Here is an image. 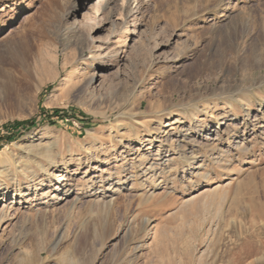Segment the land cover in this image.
<instances>
[{"label": "rangeland", "instance_id": "1", "mask_svg": "<svg viewBox=\"0 0 264 264\" xmlns=\"http://www.w3.org/2000/svg\"><path fill=\"white\" fill-rule=\"evenodd\" d=\"M0 70V264H264V0H0Z\"/></svg>", "mask_w": 264, "mask_h": 264}, {"label": "bare ground", "instance_id": "2", "mask_svg": "<svg viewBox=\"0 0 264 264\" xmlns=\"http://www.w3.org/2000/svg\"><path fill=\"white\" fill-rule=\"evenodd\" d=\"M7 43V42H6ZM9 43V42H8ZM18 45V44H17ZM238 46H240V45H237V44H233L232 46H231V52H233V54L237 57L238 56V53H239V51H240V48L238 47ZM17 47H19V45L17 46ZM219 62V61H218ZM213 66V65H212ZM101 69V67H98V69ZM226 68H227V62H226V60H224V61H222L221 63H220V74L221 73H224L225 72V70H226ZM0 78H4V71H1L0 70ZM95 76H91V78L89 79V81H88V85L89 86H93L95 83ZM40 85V84H39ZM243 88L242 87H240V86H236V88H235V92H237V94H240L241 92H243ZM140 104V103H139ZM129 105V104H128ZM208 105V104H207ZM141 106V105H140ZM127 108V107H126ZM247 116V115H246ZM178 118V117H177ZM180 119H175L174 120V122H178ZM196 121V120H195ZM253 121H255V122H257V121H259V118L257 117V116H253ZM257 123H259V122H257ZM256 123V124H257ZM255 124V123H254ZM258 125V124H257ZM256 125V126H257ZM145 129V128H144ZM157 130V129H156ZM161 130L160 129H158L157 131H156V133H154V135H153V138H151L150 140H148V144H149V146H151L152 144H154V141L153 140H155V139H158V138H160L161 139V137L159 136L160 135V132ZM149 133H150V131H148ZM216 135H217V133H215ZM218 137V136H217ZM139 141H144V138H141ZM48 146V145H47ZM37 147V149H41L40 147H39V145L38 146H36ZM91 147V146H90ZM181 146L180 145H178V148H180ZM52 149V148H51ZM90 150H92V149H90ZM52 151V150H51ZM86 153V152H85ZM91 153V152H90ZM87 154H89V152H87ZM54 154H52L51 152H50V146L48 147V148H45L44 147V153H43V155H42V157L45 159V162H46V164L45 165H43V164H38V169L41 171V174L42 175H44V176H46L47 178H48V180L49 179H51V177H54V175H55V173L57 172V169L59 168L58 166H59V164L60 165H64L65 167H67V164H68V162H66V161H63V159H61L60 158V161L59 160H56V158L53 156ZM143 157V156H142ZM144 158V157H143ZM157 158V157H156ZM171 161V160H170ZM78 159L76 160V165L78 166ZM143 164V163H142ZM140 164H138V166H139ZM134 167V166H133ZM154 167V166H153ZM152 168V166H149V169H151ZM134 169V168H133ZM146 171V170H145ZM147 172V171H146ZM27 173H28V171H27ZM66 174H67V171H66ZM41 175V177H43ZM31 176L32 177H30V178H33V179H31V182L32 183H35V184H33L32 186H30V185H26L25 186V190H30L31 189V187L33 188V192H37V191H40L41 190V186H42V180H38V174H36V173H31ZM57 178H55L54 177V184H52V181L53 180H51V181H49L48 183H49V187H52V189H53V194L54 193H58V192H64V193H67L69 190H70V188L68 187V185H66V178H64V176H62V175H59V176H56ZM148 177V176H147ZM149 178V177H148ZM25 179H28L26 176H25ZM147 179V178H146ZM145 179V180H146ZM155 179V178H154ZM85 182V181H84ZM19 184V183H18ZM217 189H219L218 187H216L214 190H216L217 191ZM25 190H22V188L20 187V186H18L17 187V189L14 191V198L15 199H18V198H20V197H22L23 196V192L25 191ZM213 191V190H212ZM211 191V192H212ZM210 192V191H209ZM207 193V192H206ZM204 194V193H203ZM53 198H55V196L53 197ZM194 199V198H193ZM192 200V199H191ZM75 202H76V200L74 199V201L72 202V204H71V208H73L74 207V205H75ZM93 204H95L96 206L97 205H105L106 203L104 202V199L103 198H99V197H96V199H94V202H93ZM8 208V207H7ZM8 210H4L3 212H2V215H1V217H0V223H1V221L3 220V218L4 217H6L7 216V212ZM144 224L145 225H148L149 224V222H148V220H146L145 222H144ZM61 241V238H59V240H58V243ZM260 260V259H259ZM251 263V262H250ZM69 264H75V262H73L72 260H69Z\"/></svg>", "mask_w": 264, "mask_h": 264}, {"label": "trees", "instance_id": "3", "mask_svg": "<svg viewBox=\"0 0 264 264\" xmlns=\"http://www.w3.org/2000/svg\"><path fill=\"white\" fill-rule=\"evenodd\" d=\"M51 124H54L53 122H51ZM16 125H23V124H20V123H17ZM84 126H89V124L85 123L83 124Z\"/></svg>", "mask_w": 264, "mask_h": 264}]
</instances>
